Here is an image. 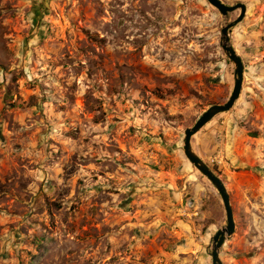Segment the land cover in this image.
Segmentation results:
<instances>
[{
	"label": "rangeland",
	"instance_id": "1",
	"mask_svg": "<svg viewBox=\"0 0 264 264\" xmlns=\"http://www.w3.org/2000/svg\"><path fill=\"white\" fill-rule=\"evenodd\" d=\"M222 1L243 89L192 144L230 194L222 263L264 264V0ZM241 12L0 0V264H212L227 213L184 142L233 93Z\"/></svg>",
	"mask_w": 264,
	"mask_h": 264
},
{
	"label": "water",
	"instance_id": "2",
	"mask_svg": "<svg viewBox=\"0 0 264 264\" xmlns=\"http://www.w3.org/2000/svg\"><path fill=\"white\" fill-rule=\"evenodd\" d=\"M210 4L216 7L224 17H228L230 13L241 10L240 17L233 23H226L222 30V47L226 55L235 65V85L230 99L224 104H216L211 106L196 122V124L186 130L184 153L190 163L205 176L217 189L222 197L226 213H227V226L217 232L214 237V247L212 252V264H223L221 260L222 248L227 241L231 238L236 230V222L234 218V211L231 205V198L228 189L223 180L214 172V170L198 155L194 150L192 139L200 132L206 125H208L216 116L232 110L236 102L239 100L244 83L245 65L243 59L238 54L237 50L231 43L230 32L237 24H239L245 17L247 7L243 3L234 6L226 5L222 0H208Z\"/></svg>",
	"mask_w": 264,
	"mask_h": 264
},
{
	"label": "trees",
	"instance_id": "3",
	"mask_svg": "<svg viewBox=\"0 0 264 264\" xmlns=\"http://www.w3.org/2000/svg\"><path fill=\"white\" fill-rule=\"evenodd\" d=\"M252 136H253V137H256V138H261V137H263L260 133H253Z\"/></svg>",
	"mask_w": 264,
	"mask_h": 264
}]
</instances>
